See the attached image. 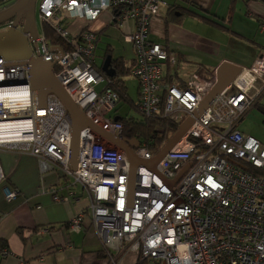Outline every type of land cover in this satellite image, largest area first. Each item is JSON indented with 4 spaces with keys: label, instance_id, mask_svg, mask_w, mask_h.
<instances>
[{
    "label": "built area",
    "instance_id": "obj_1",
    "mask_svg": "<svg viewBox=\"0 0 264 264\" xmlns=\"http://www.w3.org/2000/svg\"><path fill=\"white\" fill-rule=\"evenodd\" d=\"M166 6V0L35 1L33 43L38 55L52 64L55 79L82 113L120 139L127 138L122 136V123L113 118L119 97L97 69L98 33L85 29L72 34L66 24L90 23L106 12L109 23L120 30L133 21L134 29L122 34L134 53L129 74L138 85L137 112L177 122L197 107L215 77L206 80L193 74L185 86L161 83L163 64L173 67L177 54L148 36L151 19ZM42 23L62 44L45 36ZM260 27L264 30V24ZM262 96L264 54L210 101L154 170L145 163L156 152L150 142L137 139L133 151L139 164L130 183L125 153L88 127L79 132L71 167V120L65 107L53 94L42 104L28 66L3 60L0 149L29 152L38 158L41 172L57 168L65 192L50 189L55 202L73 200L76 185L83 189L88 204L71 218L68 228L81 231L88 212L108 264H120L119 255L128 252L141 264H264V141L238 127ZM3 180L0 167V183ZM2 192L7 201L19 194L8 186ZM6 254V247L0 249V255Z\"/></svg>",
    "mask_w": 264,
    "mask_h": 264
},
{
    "label": "crops",
    "instance_id": "obj_2",
    "mask_svg": "<svg viewBox=\"0 0 264 264\" xmlns=\"http://www.w3.org/2000/svg\"><path fill=\"white\" fill-rule=\"evenodd\" d=\"M166 2L167 6L151 19L148 36L149 41L163 44L177 54L173 67L163 64L162 84L185 86L193 74L211 80L223 62L242 69L264 54V30L260 27L264 24V0ZM109 17L106 12L90 23L76 20L68 28L72 34L85 26L98 33L96 64L97 54L103 52L100 45L104 32L119 30L109 23ZM124 29L132 31L134 22H127L122 33ZM107 50H111L109 45L103 54ZM112 57L130 65L133 49L126 43L125 54ZM126 76L132 77L127 74L123 80ZM133 79L136 108L138 85ZM116 113L117 106L113 116ZM0 167L4 174L0 183V239L6 242L8 250V254L0 255V264H108L88 212L81 231L71 232L68 228L71 218L88 204L80 186H74L73 200L53 201L50 189L56 188L60 194L65 192L61 172L57 168L41 172L38 158L26 151L1 148ZM3 186L17 189L18 196L5 200Z\"/></svg>",
    "mask_w": 264,
    "mask_h": 264
},
{
    "label": "water",
    "instance_id": "obj_3",
    "mask_svg": "<svg viewBox=\"0 0 264 264\" xmlns=\"http://www.w3.org/2000/svg\"><path fill=\"white\" fill-rule=\"evenodd\" d=\"M35 1L36 0H16L13 4L0 10V23L13 19L8 28L0 30V61L18 60L25 63L29 69L32 87L37 91L40 102L44 104L47 95L53 94L65 107L71 120L70 155L72 158L71 165H73V167L75 165L74 161L76 157L75 153L77 152L79 132L81 129L88 127L125 153L130 164L129 181L132 183L134 169L139 164L133 151V149L138 146V140L136 138L120 139L101 130L98 126H95L75 105L63 87L55 79L52 71V64L44 61L38 55L37 49L33 43L37 34L34 17ZM22 18H25L26 22L23 26H21ZM19 26L22 28H18ZM31 42L33 43V48H31L30 45ZM111 59L112 56L108 54L100 66L102 73L107 77L116 74L115 69L111 65ZM240 70V67L231 65L227 62L221 63L216 69L215 83L212 88L203 97L197 107L181 121L178 129L145 164L154 170L163 155L177 144L194 122V119L204 112L210 101L229 85ZM257 109L259 113L264 116V107L258 106ZM182 173L183 172L179 175Z\"/></svg>",
    "mask_w": 264,
    "mask_h": 264
},
{
    "label": "trees",
    "instance_id": "obj_4",
    "mask_svg": "<svg viewBox=\"0 0 264 264\" xmlns=\"http://www.w3.org/2000/svg\"><path fill=\"white\" fill-rule=\"evenodd\" d=\"M74 21L76 20H73L72 22ZM72 22L66 24L68 28L71 27ZM41 28L43 29L45 36L51 38L53 43L62 44L63 40L59 38V36H57L54 32H52L48 24L42 23ZM80 29L85 30L87 29V26H85L84 28L82 27ZM108 54L112 56L111 50L105 51L103 57H106ZM111 63L113 68L115 69L116 74L111 77H108V79L110 80L108 86L118 94L120 101L121 99H125L126 101L128 100L131 101L127 93V87L122 77L129 74L132 64L126 65L121 58H113V57ZM97 69L102 73L100 67H97ZM52 71L55 72V68H52ZM113 118H117V120L122 123L123 137L127 139L136 138L141 142L142 141L150 142L149 144L154 152H157L163 146V144L167 141L166 139L168 134L174 133L178 129V126L182 121V120L177 122L172 121L169 117L150 118L143 116L141 120H136L135 118L132 117L127 118L126 116H119L116 114L113 116ZM3 247H6V242L0 239V249H2ZM103 252L105 253L106 256V252L104 249ZM122 255L123 254H120L119 258ZM135 264H141V261H136Z\"/></svg>",
    "mask_w": 264,
    "mask_h": 264
},
{
    "label": "rangeland",
    "instance_id": "obj_5",
    "mask_svg": "<svg viewBox=\"0 0 264 264\" xmlns=\"http://www.w3.org/2000/svg\"><path fill=\"white\" fill-rule=\"evenodd\" d=\"M13 3H8L5 6L0 4V10H2L3 8H5V7H7ZM18 28H22V27L19 26ZM107 45L110 46L112 56H118V55H121L122 53L125 54L126 43H124L122 40V30H120V29L119 30L107 29L104 32L102 43L100 45V50L103 49L101 51L104 52ZM102 60H103L102 58H98L97 63L100 65L102 63ZM124 80H125L126 87L128 86L127 88H129V92L127 91V93H128V96L132 102L129 100L126 101L125 99H121V101L119 100V102L117 103L116 115L126 116L127 118L132 117V118H135L136 120H141L142 116L137 112V110L134 106V103L136 101V99H135L136 94H135V89H134L135 86H134V82H133L134 79L132 77L126 76V77H124ZM101 86H102V84L96 86V89L97 90L100 89ZM257 101H258L257 104L259 106L264 107V96H262ZM258 105H254L248 110V112L245 114L242 121L239 123L238 127L245 134L254 136L255 138L259 139L260 141H264V116L261 113H259V111L257 109ZM172 134L173 133H169L167 136V139ZM135 259H136V255L134 253L128 252L121 257V260L119 262H120V264H134Z\"/></svg>",
    "mask_w": 264,
    "mask_h": 264
},
{
    "label": "flooded vegetation",
    "instance_id": "obj_6",
    "mask_svg": "<svg viewBox=\"0 0 264 264\" xmlns=\"http://www.w3.org/2000/svg\"><path fill=\"white\" fill-rule=\"evenodd\" d=\"M34 17H35V9H34ZM12 20H13V19H10V20H8V21L6 20V21L0 23V30H4V27H5L4 25H6V24H10V23L12 22ZM35 21H36V18H35ZM24 23H26V22H25V18H22V19H21V26H23ZM97 55H98L99 58H102L103 60L105 59V57H103V55H104L103 52H102L101 54L99 53V54H97ZM103 60H102V62H103ZM111 60H112V59H111ZM101 64H102V63H101ZM101 64L99 65V64L97 63V66L100 67ZM111 65H112V63H111Z\"/></svg>",
    "mask_w": 264,
    "mask_h": 264
}]
</instances>
